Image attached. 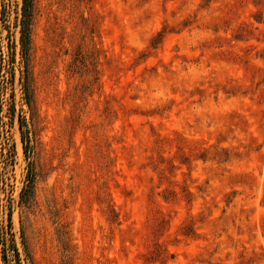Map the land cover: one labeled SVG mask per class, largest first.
Wrapping results in <instances>:
<instances>
[{
	"label": "rangeland",
	"instance_id": "rangeland-1",
	"mask_svg": "<svg viewBox=\"0 0 264 264\" xmlns=\"http://www.w3.org/2000/svg\"><path fill=\"white\" fill-rule=\"evenodd\" d=\"M23 5L0 264H264V0H33L27 63Z\"/></svg>",
	"mask_w": 264,
	"mask_h": 264
},
{
	"label": "trees",
	"instance_id": "trees-1",
	"mask_svg": "<svg viewBox=\"0 0 264 264\" xmlns=\"http://www.w3.org/2000/svg\"><path fill=\"white\" fill-rule=\"evenodd\" d=\"M32 9H33V0H24L23 5V20H22V35L20 38L21 42V50H22V57L24 61L27 63L29 52H30V23L32 19ZM15 53H13L12 59L10 60L9 65H14L15 62ZM3 67V66H2ZM6 77V76H5ZM13 79H15L14 73L8 72L6 77V82H11L13 84ZM3 110L2 98H0V114ZM6 247V245H4ZM13 250L16 255H19L18 248L15 243H12ZM5 249V248H4ZM5 258V255H4Z\"/></svg>",
	"mask_w": 264,
	"mask_h": 264
}]
</instances>
